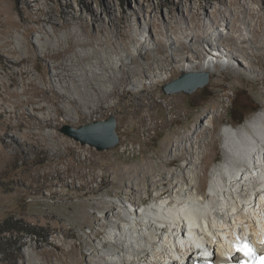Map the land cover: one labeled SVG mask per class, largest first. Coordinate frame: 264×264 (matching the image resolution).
<instances>
[{
    "label": "rangeland",
    "instance_id": "374dc122",
    "mask_svg": "<svg viewBox=\"0 0 264 264\" xmlns=\"http://www.w3.org/2000/svg\"><path fill=\"white\" fill-rule=\"evenodd\" d=\"M43 1L46 4L39 0H0V19L4 21V17L10 15L22 24L20 29L13 31V36L17 39L26 40L25 32L34 30L33 43L36 44L38 39L45 36L43 32L38 31L40 22L37 21L41 14H45L44 12L49 15L51 10L52 15L63 16V22H71L72 29L81 30L80 34L82 16H86L90 19V29L96 35L99 25L112 27V20L115 17L118 19L121 10H125V15L130 20L131 33L134 36L143 35L144 40L148 39V43L149 41L156 43L158 39L166 40L167 37L171 40L180 37L185 39L182 34L184 27L191 28L196 33L199 29L194 27L196 22L192 21L193 13L198 10L200 4L206 5L207 2V0ZM211 1L210 6L206 5L207 9L200 10L199 24L205 25L210 23V19L215 20L213 13L216 9H226L221 0ZM247 3L256 15H264L261 12L264 0H248ZM229 8L233 11L229 15L230 18L236 19L240 14L236 6L231 5ZM218 16L220 17V14ZM152 21L162 22L163 25L156 29L150 25ZM249 21L253 26L260 25L258 18L252 17ZM238 25L243 31V37H252L250 24L240 22ZM46 28L50 32L54 31L51 24H46ZM120 29V24L116 20L114 30L119 33ZM212 30L214 34L221 32L235 37L240 35L223 22L218 23ZM65 33L63 30L62 35ZM84 37L85 35H81V38ZM263 39L264 36L254 44H242L250 56L247 60L232 42L224 43L221 51L232 55L227 50L230 48L236 56L233 59L230 56L226 59L215 54L221 60L215 64L206 51L208 47L203 49L204 55L210 59L203 63L196 58L197 53L194 49L198 46L191 45L193 51H185L178 55L180 58H189L187 59L189 63L172 61L170 57L169 65L159 68L156 64L153 75L135 78L126 91L121 87L119 92L109 99L106 105L113 107L114 110L94 114L90 113L91 110L88 108L83 109V113L80 114L69 101L61 104L67 113L59 114L54 103L41 91L50 89L53 85L41 79L45 70L48 71L51 81L54 84L58 83L56 73L60 69L56 63L74 64L76 53H83L85 48L79 46L73 48L72 42L65 40L61 46L54 43L55 53L61 52L58 58L39 57L23 65H15V77L4 73L13 58L0 54V82L2 77L5 78L7 90L12 95V97L8 95L11 98L8 102L2 101L5 108H0V236L5 232L10 233L2 236L4 242H0V264H26L27 253L30 252L45 259L48 252L65 256L73 246L77 247L78 258H83L88 252H92L94 245L106 237L112 246L111 242L114 240L111 233L120 235L119 224L127 223L116 216H111L110 222L102 227L99 224L100 221H106L104 209L112 202H116L120 205L118 209L123 215L133 217V209H141L144 205L154 202L157 193L163 189V187L152 189L145 195V201L140 203L134 204L127 198L123 204L115 196L118 191L115 183L124 170L140 169L139 179L148 182H151L152 178L158 180L162 175L168 178L178 175L179 185H182V176L188 171V162L181 160L170 164V161L181 157L187 144L203 145V142L214 141L213 151L203 149L201 154L194 155L197 166L195 173L206 180L208 189L205 191L209 193L211 172L221 161L228 159L226 156L228 152L224 148L221 136L223 129L226 125L241 127L233 121L232 113L241 109L250 112L255 107H260L258 113L262 112L264 115V80L261 73L259 74L260 69L264 68L258 64L256 55L258 53L256 47L261 45ZM191 43L189 40L188 45ZM128 45L124 47L134 49L131 41H128ZM93 49L94 47L86 48L90 52ZM171 52L169 50L166 55L169 56ZM216 57L213 55L212 58L216 60ZM142 60L147 61L144 57ZM247 64L253 65V69L257 71L252 70ZM88 65L89 61H84L80 67L87 68ZM201 66L210 68L209 72H205L209 76L206 87L198 89L191 95L185 93L168 95L164 92V87L189 74L188 70ZM28 69L32 70L34 78L22 75L21 71ZM156 73L159 76L155 77ZM63 84H59L58 91H64L66 85H70L74 90L73 85L76 82L67 78ZM109 85L113 87L112 84ZM3 89L4 87L0 88ZM31 98L37 100L36 105L44 104L53 109L52 124L45 120L46 125L42 127L35 125L30 128L20 125L24 119L21 118V113L26 107L27 112L36 114L33 111L34 104L26 103L25 107L17 109L18 112L21 111L19 125L16 112H2L14 108L15 102H26ZM46 112L38 113L46 116ZM258 113L251 114L248 119L252 120ZM111 118L117 123L116 132L120 143L109 150L99 151L89 144L83 145L64 133L66 126L80 129ZM28 120L30 119L26 117L23 121L27 123ZM205 127L209 130L198 136ZM203 158H208V165L204 171L201 164ZM167 187L173 189L175 185ZM119 192L125 195L129 191L119 189ZM96 228L103 230V234L94 236ZM23 242L27 244L22 246Z\"/></svg>",
    "mask_w": 264,
    "mask_h": 264
},
{
    "label": "bare ground",
    "instance_id": "6f19581e",
    "mask_svg": "<svg viewBox=\"0 0 264 264\" xmlns=\"http://www.w3.org/2000/svg\"><path fill=\"white\" fill-rule=\"evenodd\" d=\"M39 1L44 3L43 0ZM247 1L231 0L229 2L221 0V3L226 5V9H216L213 13L215 20L210 19L209 24L202 25L198 23L201 19L200 10H205L207 9L206 5L212 4L211 0H207L206 5L200 4L192 16V21L196 22L194 27L199 29L196 33L191 28L184 27L182 34L185 39L180 37L177 40H171L167 37L166 40L158 39L156 43L151 41L148 43V39L144 40L143 35L134 36L131 33L129 30L131 28L130 20L125 15V10H121L118 19L115 17L112 20V27L99 25L96 35L90 29V19L86 16H82L80 24L82 34H80L81 30L72 29L71 22H63V16L52 15L51 10L49 15L44 12L45 14H41L37 21L40 22L38 31L43 32L45 36L38 39L36 44L33 43L34 30L31 29L25 32L26 40L15 38L13 31L20 29L22 24L10 15H6L4 21L0 19V54H6L13 60H10L8 69L4 73L7 76L15 77V65H23L34 59L37 60L39 57L56 59L61 55V52L55 53L53 44L56 43L61 46L64 40L72 42L73 48L79 46L85 50L83 53H76L74 64L56 63L60 69L56 75L58 83L61 85H64L63 83L67 78H70L74 83L76 82L73 85L74 90L71 89L70 85H66L64 91H58L59 84H54L48 71L45 70L41 79L53 83V85L50 89H42L41 91L46 98L54 103L57 112L62 115L67 113V110L61 105L64 101L71 102L80 114L86 108L90 109L92 114L99 111L114 110L106 103L119 92L121 87L126 91L133 84L135 78L139 77L140 79L153 75L155 65L158 64L159 68L166 66L170 57H172V61L189 63L187 60L189 58H180L178 55L185 51H193L194 48L191 45L198 46L197 49H194L197 53L196 58L203 63H206L207 59H210L209 57L214 64L218 63L221 60L216 55L226 59L230 56L233 59L236 56L233 50L227 49L232 55L221 51V47L226 42H232L237 51L243 53V58L249 59L250 56L246 53L247 48L242 44H254L255 41L264 36V15H256L255 11L248 6ZM231 5H235L240 13L233 20L229 16L233 12L229 8ZM261 8V12L264 13V5ZM252 17L258 18L260 23L258 27L253 26L249 21ZM116 20L121 27L119 33L114 30ZM220 22L231 26L234 32L240 33L239 37L221 32L214 34L212 29ZM240 22L250 24L252 37H243V31L238 25ZM46 24H51L54 31L47 30ZM150 25L158 29L163 23L152 21ZM63 30L66 31L64 35H62ZM167 32L169 33V30ZM81 35H85V37L81 38ZM75 37L77 39H74ZM189 40L190 43L192 42L190 46L188 45ZM128 41L133 43L134 49L124 47V45L129 46ZM88 47H94V49L90 52L86 50ZM205 47H208L206 51L209 57L204 55L203 48ZM256 49L258 50L256 53L257 62L264 68V39ZM169 50L172 52L168 56L166 54ZM156 53L161 56H157ZM213 55L216 60L212 58ZM142 57L146 58L147 61L143 62ZM84 61H89L87 68L80 67ZM247 66L257 71L253 69V65L247 64ZM209 71L210 68L205 66L188 70L190 73ZM21 73L34 78L32 70H23ZM260 73L264 80V69H260ZM157 76L159 74L156 73L155 77ZM109 84H112L113 87L111 88ZM1 87H4L3 90H0V108L3 109L5 103L2 101L8 102L11 100L8 95L11 97L12 95L8 92L7 81L3 77L2 82H0ZM71 94L75 95L72 96ZM26 103L34 104L33 111L36 114L27 112V107L22 113L17 111V109L25 107ZM36 103L35 98L26 102L18 101L13 104L14 108L9 111L2 110V112H16L17 125H19V113H21V118H29L27 123L23 121L24 119L21 121L20 125L23 127L32 128L35 125L42 127L46 125L45 120L52 124L54 122L53 109L44 104L36 105ZM38 112H46V116ZM7 122L9 123V121ZM208 130L209 128H202L198 136L203 135ZM47 136H51V134H47ZM221 136L224 140V148L228 152L226 155L228 159L221 161L211 172L212 180L209 184V193L205 191L207 188L206 180L198 177L195 173L197 166L194 155L201 154L203 149L213 151L214 141L203 142V145L187 144L183 148L184 153L181 157H176L170 161V164L181 160L188 162V171H185L182 176V185H179L178 175H173L172 178L162 175L159 176L158 180L152 178V181L148 182L139 179L140 169L128 168L124 170V173L115 183L118 189L115 196L123 204L127 198H130L134 204L140 203L145 201V195L152 189L159 187H163V189L154 198L158 201L155 200L156 202L144 205L147 215L143 214L144 211L141 213L139 208H135L136 214L133 217L123 215L122 211L118 209L120 205L116 202H112L107 209H104L106 221H100L99 225L102 227L110 222L111 216H116L127 223H125L126 225L119 224L120 235L111 233L112 240H114L111 242L112 246L109 245L110 242L106 237L99 244L94 245L92 252H88L83 258H78L76 246L65 253V256L48 252L47 259L30 252L27 253L26 264H177L175 258L179 256H184L182 260L187 261L194 255H199L201 252L205 253L204 249L207 245L203 246L202 242L216 245L217 252H214V255L217 254L218 261H220L224 256L223 247L228 249L234 235L244 236L245 228H249L253 233L263 228L264 225L261 223L257 226L255 223L264 220V200H262L264 196V115L262 112L258 113L252 120L239 128L226 125ZM208 158L201 159L203 160L201 163L203 171L208 165ZM253 165L259 166L256 167L258 169L256 177L259 178L256 180H252L250 175L253 173L250 170L246 171L248 166ZM195 180L197 181L194 182ZM169 185H175V187L171 189L167 187ZM119 189H125L129 192L121 195ZM199 232L206 234V236L197 235ZM101 234H103V230L96 228L94 236ZM212 235L216 242H211L209 239ZM224 239H227V242ZM26 244L27 242H23L22 246ZM209 249L212 251V248Z\"/></svg>",
    "mask_w": 264,
    "mask_h": 264
},
{
    "label": "water",
    "instance_id": "95a60500",
    "mask_svg": "<svg viewBox=\"0 0 264 264\" xmlns=\"http://www.w3.org/2000/svg\"><path fill=\"white\" fill-rule=\"evenodd\" d=\"M209 83L206 73H189L176 82L164 87L168 95L177 93L193 94L198 89H203ZM117 123L114 118L92 125L74 129L70 126L64 128V133L83 145H91L99 151L109 150L119 145L120 138L116 132Z\"/></svg>",
    "mask_w": 264,
    "mask_h": 264
},
{
    "label": "trees",
    "instance_id": "16d2710c",
    "mask_svg": "<svg viewBox=\"0 0 264 264\" xmlns=\"http://www.w3.org/2000/svg\"><path fill=\"white\" fill-rule=\"evenodd\" d=\"M259 111H260V107H255L254 109L250 110V112H249V110L245 111L244 109H241L235 113L233 112L231 117L237 126H242L244 123H246V121L248 120V117L251 114H256ZM7 233H9V232H5L4 234H2L0 236V242H4V238L2 236H4Z\"/></svg>",
    "mask_w": 264,
    "mask_h": 264
},
{
    "label": "clouds",
    "instance_id": "9594fccd",
    "mask_svg": "<svg viewBox=\"0 0 264 264\" xmlns=\"http://www.w3.org/2000/svg\"><path fill=\"white\" fill-rule=\"evenodd\" d=\"M252 119V118H251ZM250 119H248L246 122H248Z\"/></svg>",
    "mask_w": 264,
    "mask_h": 264
}]
</instances>
